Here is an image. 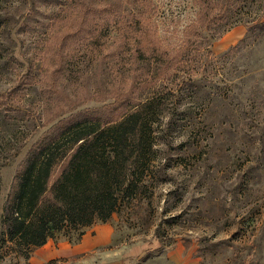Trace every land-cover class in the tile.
Segmentation results:
<instances>
[{
    "label": "rangeland",
    "instance_id": "obj_1",
    "mask_svg": "<svg viewBox=\"0 0 264 264\" xmlns=\"http://www.w3.org/2000/svg\"><path fill=\"white\" fill-rule=\"evenodd\" d=\"M210 1L150 0L147 7L157 35L172 44ZM211 2L218 4L216 21L200 28V41L213 55L200 57L207 65L185 78L187 104L168 110L156 126L149 174L107 220L112 238L98 248L107 257L111 252L128 264H264V26L256 24L264 20V0ZM63 3L0 0V229L14 175L47 126L85 111L115 116L120 93L159 67L135 59L133 45L120 49L113 38L89 46L83 37L64 39ZM119 4L134 10L131 1ZM28 68L31 82L24 78ZM176 74L175 80L185 73ZM216 90L220 97L212 98ZM147 94L144 87L139 98ZM186 106L190 120L179 113ZM79 230L64 228L52 238L74 242ZM35 248L27 256L4 248L0 264H32Z\"/></svg>",
    "mask_w": 264,
    "mask_h": 264
},
{
    "label": "trees",
    "instance_id": "obj_2",
    "mask_svg": "<svg viewBox=\"0 0 264 264\" xmlns=\"http://www.w3.org/2000/svg\"><path fill=\"white\" fill-rule=\"evenodd\" d=\"M101 1L102 4H92L64 0L61 20L68 23L61 33L64 39L83 37L84 46L100 44L101 39L107 38L117 40L120 49L133 45L134 58L139 56L146 64H158L157 73L138 78L140 86L133 83L127 92L120 93L115 116L85 111L71 119H59L58 127L50 124L31 143L6 199L0 257L7 247H15L27 256L56 231L79 230L96 220L106 222L125 197L136 194L155 157L156 126L168 110L187 104L181 103L189 90L185 89V78L192 79L201 65H207L208 60L201 62L200 57L213 55L211 46L200 41V28L216 21L212 10L218 4L212 0L203 3L196 18L183 26L181 36L172 44L163 43L165 38L157 35L152 8L147 7L150 0ZM129 1L134 10L119 4ZM55 17L49 24L50 34L57 25ZM256 24L264 26V20H257ZM170 69L174 72L169 80L166 74ZM177 72L185 73L182 79L175 80ZM24 78L25 82L35 79L31 68ZM144 87L148 94L139 98ZM192 87L195 89L196 85ZM220 94L216 90L212 98ZM206 100L198 103L201 112L197 122L206 109ZM189 108L183 107L179 112L185 120H190ZM83 232L79 230L78 239Z\"/></svg>",
    "mask_w": 264,
    "mask_h": 264
},
{
    "label": "crops",
    "instance_id": "obj_3",
    "mask_svg": "<svg viewBox=\"0 0 264 264\" xmlns=\"http://www.w3.org/2000/svg\"><path fill=\"white\" fill-rule=\"evenodd\" d=\"M113 227L110 222H93L86 226L84 232L77 241L71 242L67 238H48L46 242L37 246L30 258L32 264H58L73 263L80 264L84 258L90 257L89 264H128L124 258H115L114 253L106 251L98 252V248L105 246L111 241ZM97 250V252H96ZM96 255L92 259L91 256ZM170 254L174 261L178 258ZM49 263V264H50Z\"/></svg>",
    "mask_w": 264,
    "mask_h": 264
}]
</instances>
